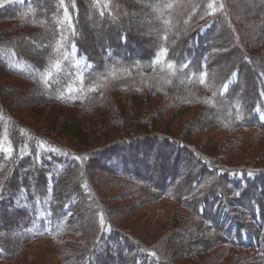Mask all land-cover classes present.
I'll use <instances>...</instances> for the list:
<instances>
[{
	"label": "trees",
	"instance_id": "1",
	"mask_svg": "<svg viewBox=\"0 0 264 264\" xmlns=\"http://www.w3.org/2000/svg\"><path fill=\"white\" fill-rule=\"evenodd\" d=\"M1 1L0 264H264V47L215 67L241 0Z\"/></svg>",
	"mask_w": 264,
	"mask_h": 264
},
{
	"label": "rangeland",
	"instance_id": "2",
	"mask_svg": "<svg viewBox=\"0 0 264 264\" xmlns=\"http://www.w3.org/2000/svg\"><path fill=\"white\" fill-rule=\"evenodd\" d=\"M244 1L243 0H241L240 2L238 1V2H236V4H238L237 7L240 8V10H241V14L239 15V18L237 20L238 25H240L239 24L240 22L242 24H244L246 21L245 25L241 24L240 28L237 27L238 31H237V35H235V37H230L229 33H227V35L225 36L224 39L219 38V40L217 41V44L222 48L221 57L224 59L219 60V62L216 64L215 67H216V69H220L221 71H223V73L225 72V70L227 71L228 69H230L231 65H234V63L237 62L239 56L244 51L243 47H244V43H245L244 42L245 38H248L247 41L249 40L251 42L252 47H255V45H256V47H257L256 49H258L260 47H264V9L262 6H257V7L255 6L254 8H251V10L250 9L248 10L249 7H247V6H248L249 1L248 0H246L245 2ZM4 3H5L4 1L0 2V4H2V5ZM146 4L153 6L152 11H156V12L159 11L161 13L164 11L163 7H160V8L156 7V5L157 6L162 5V4H160V0H155L154 2L147 0ZM87 27H88L87 30L89 31V33H92V34L94 32L96 33V31L98 29V25H96V22H94V21L92 23H89ZM250 42H248V43H250ZM246 47H248V46H246ZM263 57H264V54L262 55V57L258 56L256 58L255 63L258 65H261L264 68V60H262ZM122 74H124V73H122ZM110 76H112V74H110ZM122 77L123 78H120V81L122 82V83L120 82L121 83L120 85H122V86L123 85L127 86V83L129 81H136V82L139 81V79H136V80L126 79L127 77H125V75ZM130 84H132V82ZM116 85H113V86L116 87ZM212 104H213V106H212ZM212 104L210 106L215 107V109L218 108L217 112L214 111V109L212 110L213 111L212 115L215 113L217 115V117L219 118V116H221V114H222L221 111H223V115L228 116V113L225 112L226 110L219 111L220 110L219 106L216 107L217 104H215V103H212ZM232 109H234V108L232 107ZM192 113H194V112L193 111L187 112L183 115V117L185 119L186 118L188 119L189 116L192 115ZM207 117H208V119L213 118V116H207ZM212 132L213 131H210L208 133H212ZM219 136L223 137L224 134H219ZM254 136H256V132L246 131L242 134L241 138H245V139L246 138H253ZM207 138L210 139L211 134L202 135V136L196 138L195 140H197L199 142H204V141H206ZM262 140H264V138L261 139V141ZM151 148H153V147H151ZM162 151L166 155L169 154V151L167 149L166 150L162 149ZM161 159L164 160L165 156H161ZM184 162L185 161L175 165L176 169H177L176 172L178 173L180 171L179 174L181 175L182 178H183V176L185 177L186 175L187 176L188 175L189 176L195 175L198 168L196 166H194L193 164L192 165L186 164V163L184 164ZM175 166H174V168H175ZM90 173H93V172L90 171ZM93 174H96V172H94ZM78 176H77V178H78ZM93 178L98 180V178H96V177H93ZM140 182L144 183L145 185H148L147 184L148 182H146V181L140 180ZM183 187L185 189L186 188L189 189V187L187 185L183 186ZM173 209L176 210V207L171 206L169 201H162V203L157 205L155 207V209H153L151 211L150 218H152L153 222L163 220L165 218L166 214H170V212L173 213ZM180 210H181V208L178 207V211H180ZM81 221L86 222L87 221L86 217L84 219H82ZM90 230L92 231L93 229H90ZM201 236H203V235L200 233V231L198 233L194 231L193 234H191L189 237L187 235H184V237H180V239L168 240V241H170V243H173V245H172L173 248L169 247L168 252H171L173 254L171 256L174 258H178V257L183 258L185 254H192L193 253L192 251L194 249H198L199 246L194 245L193 243H191V241L195 240V238H198ZM52 244H53V242H51L50 240H39L27 248L25 255L28 257V260H31V258L33 256L32 254L34 253V251L36 249L50 248V246H52ZM162 247L164 249H168L165 242L163 243Z\"/></svg>",
	"mask_w": 264,
	"mask_h": 264
}]
</instances>
